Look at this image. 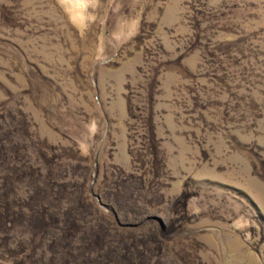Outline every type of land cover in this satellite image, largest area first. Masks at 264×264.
I'll list each match as a JSON object with an SVG mask.
<instances>
[{"label":"rangeland","instance_id":"rangeland-1","mask_svg":"<svg viewBox=\"0 0 264 264\" xmlns=\"http://www.w3.org/2000/svg\"><path fill=\"white\" fill-rule=\"evenodd\" d=\"M0 264H264V0H0Z\"/></svg>","mask_w":264,"mask_h":264},{"label":"bare ground","instance_id":"bare-ground-1","mask_svg":"<svg viewBox=\"0 0 264 264\" xmlns=\"http://www.w3.org/2000/svg\"><path fill=\"white\" fill-rule=\"evenodd\" d=\"M75 2V4L82 5L84 3V0H72Z\"/></svg>","mask_w":264,"mask_h":264}]
</instances>
